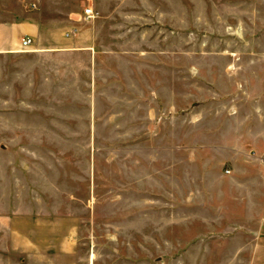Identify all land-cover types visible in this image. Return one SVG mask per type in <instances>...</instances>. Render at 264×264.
Returning a JSON list of instances; mask_svg holds the SVG:
<instances>
[{
  "label": "crops",
  "instance_id": "1",
  "mask_svg": "<svg viewBox=\"0 0 264 264\" xmlns=\"http://www.w3.org/2000/svg\"><path fill=\"white\" fill-rule=\"evenodd\" d=\"M81 1L0 0V230L6 229L11 242L20 243L23 238L27 249L17 248L26 251L28 260L40 257L42 244L37 234L56 232L57 227L47 226L56 218L53 210L40 212L37 206L86 196L94 199L92 141L103 136L101 129L122 132L129 140L172 139L176 165L180 157L176 140L184 123L183 137L199 139L183 152L188 179L193 192L205 196L193 202L197 210L190 217L219 222L220 228L212 234L226 235L228 245L237 237L242 245L235 249H262L264 68L260 64L264 52L210 53V57L228 60L225 66L209 68L221 78L204 83L202 98L193 99L187 92L189 103L180 106L181 72L192 82H203L191 78L195 74L192 68H181L178 60L148 67L143 51L121 53L101 42L98 22H93V35L85 43L81 20L85 8L97 11L86 6L81 12ZM72 28L78 32L71 34ZM25 38L32 39L28 46H23ZM223 83L231 89H221ZM21 139L42 141L24 143ZM80 139L88 140L87 168L79 176L83 192L69 190V179L74 176L69 175L65 148L66 141ZM146 151V146L131 143L125 157L130 167L139 166L141 176ZM139 180L142 187V178ZM21 188L22 202L28 204L30 213L17 209ZM145 194L132 187L124 193L127 199L139 195V203L146 199ZM172 218H179L176 210ZM21 219L29 222L22 237ZM59 230L56 249L67 256L73 240H69L67 227ZM24 261L21 258V264Z\"/></svg>",
  "mask_w": 264,
  "mask_h": 264
},
{
  "label": "rangeland",
  "instance_id": "2",
  "mask_svg": "<svg viewBox=\"0 0 264 264\" xmlns=\"http://www.w3.org/2000/svg\"><path fill=\"white\" fill-rule=\"evenodd\" d=\"M86 6L95 7L97 12L95 18H88L84 11L81 20L85 43L91 40L93 24L98 22L101 42L110 43L121 53L143 51L148 67L178 60L181 68H192L195 74L191 78L203 82H192L181 72L180 106L189 103L187 92L193 99L202 98L204 83L221 78L209 68L225 66L228 60L210 57V53L264 52V0H82L81 12ZM77 32V28L70 30L71 34ZM260 67L264 68V60ZM220 88L231 89L226 83ZM185 127L181 123V137L176 140L180 144L176 165L172 160V139L149 136L145 140H129L122 132L101 129L103 136L92 141L96 156L94 199L86 196L66 203L38 204L40 212L53 210L56 218L45 226L57 230L37 234L42 255L32 261L26 251L17 248L22 245L27 249V243L21 242L23 238L20 243L11 242L6 229H1L0 264H21V258L25 259L24 264H264V245L260 250L235 249L242 245L237 237L230 239L232 243L228 245L226 235L212 234L220 228L219 222L190 217L197 210L193 202L202 201L205 196L203 192H193L195 188L188 179L189 165L183 152L199 139L184 138ZM30 141L42 140H19ZM87 141H66L69 175L74 176L69 179V190H84L79 176L81 169L87 168ZM131 143L147 147L142 176L139 166L130 167L125 162ZM141 178L143 186L139 187ZM129 187L145 190L146 199L142 203L139 195L127 199L124 193ZM23 191L21 188L17 209L30 213L28 204L22 202ZM173 210L179 218H172ZM19 226L22 237L28 231V220L21 219ZM64 226L69 240H73L67 256L56 249L59 240H55Z\"/></svg>",
  "mask_w": 264,
  "mask_h": 264
},
{
  "label": "built area",
  "instance_id": "3",
  "mask_svg": "<svg viewBox=\"0 0 264 264\" xmlns=\"http://www.w3.org/2000/svg\"><path fill=\"white\" fill-rule=\"evenodd\" d=\"M85 13L88 18H91L94 15L93 10L91 8H86ZM31 42H32L31 38H25L23 40V46H28L29 44H31ZM228 172H230V170H228Z\"/></svg>",
  "mask_w": 264,
  "mask_h": 264
}]
</instances>
